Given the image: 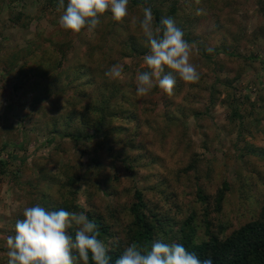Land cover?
<instances>
[{
	"label": "rangeland",
	"instance_id": "374dc122",
	"mask_svg": "<svg viewBox=\"0 0 264 264\" xmlns=\"http://www.w3.org/2000/svg\"><path fill=\"white\" fill-rule=\"evenodd\" d=\"M141 1L129 0L120 22L106 12L95 31L72 35L60 27L57 7L45 6L49 0H0V152L3 160L15 156L10 173L0 175V264H7L3 237L38 201L30 190L47 178L42 169L58 176L57 191L83 212L115 218L119 232L138 208L136 190L139 208L175 234L159 237L164 242L178 240L191 212L197 244L256 219L264 203V0H178L199 40L189 44L200 80L176 77L171 94L153 88L145 97L135 85L144 55L125 56L124 41L143 38L132 20L145 7L167 3ZM208 48L219 53L208 57ZM116 64L123 76L111 81L104 73ZM117 88L129 105L113 99L121 107L105 124L85 118L87 103Z\"/></svg>",
	"mask_w": 264,
	"mask_h": 264
},
{
	"label": "clouds",
	"instance_id": "9594fccd",
	"mask_svg": "<svg viewBox=\"0 0 264 264\" xmlns=\"http://www.w3.org/2000/svg\"><path fill=\"white\" fill-rule=\"evenodd\" d=\"M128 5L129 0H57L58 23L72 35L82 30L93 32L106 12L113 20L122 21L129 14ZM202 13L197 9L198 15ZM132 23L138 24L147 46L145 69L135 76L137 96L145 97L153 88L171 94L176 77L185 84L200 80L201 74L191 62L192 47L173 18L164 17L155 26L152 9L145 7L142 17L133 18ZM104 75L119 81L123 66L112 65ZM3 240L7 264H113L97 224L83 211L50 210L39 203L25 206L22 218ZM114 264H213V260L201 259L182 243L157 239L148 245L130 242Z\"/></svg>",
	"mask_w": 264,
	"mask_h": 264
},
{
	"label": "trees",
	"instance_id": "16d2710c",
	"mask_svg": "<svg viewBox=\"0 0 264 264\" xmlns=\"http://www.w3.org/2000/svg\"><path fill=\"white\" fill-rule=\"evenodd\" d=\"M144 1L154 2L155 0H142L141 3H144ZM158 1H164L165 4L167 3V5L164 10L152 9L154 25L158 26L160 20L164 17H171L174 19L176 26L182 31L188 29V34L184 35V39L186 41L189 43H195V41H197L199 43V40L192 36L189 27L186 26L188 22L182 21L183 16L179 14L184 13L180 12V7L182 4L178 0H170L172 1L170 3L169 0ZM9 2L11 4L14 2V0H9ZM45 6L47 9H53L57 7V0H49ZM147 7L151 8L150 5ZM124 45L126 49L125 56H142L147 52V46L143 38L129 36L125 39ZM217 49L211 52L207 51L205 54L208 57H211L212 55L219 53V50ZM222 51L227 54H232V52H229L228 48H224ZM233 56H239V58L241 57L238 51L233 53ZM48 67L54 69V65L52 66V64L47 65V68ZM22 69L23 68H21V70ZM78 74L79 73H77V75ZM42 85L44 86L41 81L34 82V87H36V89L39 91H43ZM81 91L82 89H80V92ZM125 95L126 93H123L120 88H117V92L114 94V96H103L101 98H97L95 102L91 101L90 103H87L86 108L84 109L87 110L86 115L88 117L85 118L88 120L95 119L98 120L99 123L105 124L109 119L112 118L116 109L120 108L124 104L129 105L130 100H128ZM128 95L130 94L128 93ZM117 97L120 98L121 106L119 107H117L112 102V100ZM73 102L77 103L78 101L73 100ZM121 111L122 112L119 113H121L123 116L124 114H129V112L126 110ZM70 135L68 134V136L72 139L80 138V134H76L75 136ZM85 137L92 138L89 135H86ZM1 154L2 152H0V175L5 176L11 171L8 169H10V165L14 164L15 156L11 154L7 160H3L1 158ZM42 170L47 178L43 177L41 183L37 182V184L32 187V190H30L32 196L34 193H36L35 196H37L36 199L38 200L33 201L31 205L40 203L50 210H59L60 208H63L67 211L82 212V208H80V205L75 202L74 197L68 195L66 198L62 193H60L61 189L57 191V189L60 187L59 185L56 186L58 184V176L52 173H47V171L44 169ZM10 180H14V177L10 178ZM61 183L63 182L61 181ZM226 190L227 186L225 185L223 189L218 191L215 197L217 204H220L223 201L224 192ZM134 196L140 203L141 196L138 190L135 191ZM198 197L201 202L206 201V197L201 195L199 192ZM62 199H64V201ZM139 203L138 208L135 206V208L132 207L129 211L131 223L128 227L124 226L120 232L114 229L116 226L115 223L117 222L115 218L113 220L111 218L110 220L108 219L109 223H107L108 221L103 219V216L95 214L92 215L90 212H86L88 217L94 220V222L97 224L100 231V238L103 239L109 246V254L112 257L113 264L115 259L122 252L123 248L130 242H138L143 245H148L150 242L159 239V237L167 238L171 235L170 231L165 227V224L167 223L162 225V223L156 218L154 214L147 216L144 211L139 208ZM20 218L22 217L20 216ZM196 228L197 225L195 223V216L194 213L191 212L188 214L184 225L178 233V240L175 242L182 243L189 251L195 252L201 259L211 257L213 264H264V203L261 205L256 219L245 223L226 238L210 235L206 241H202L197 244L193 241ZM174 235L171 236L175 237Z\"/></svg>",
	"mask_w": 264,
	"mask_h": 264
}]
</instances>
